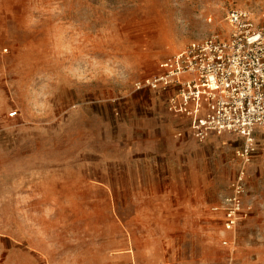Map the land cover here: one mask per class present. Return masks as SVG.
<instances>
[{
	"label": "rangeland",
	"instance_id": "374dc122",
	"mask_svg": "<svg viewBox=\"0 0 264 264\" xmlns=\"http://www.w3.org/2000/svg\"><path fill=\"white\" fill-rule=\"evenodd\" d=\"M233 9L264 26V0H0V264H264V133L225 232L241 137H178L135 87Z\"/></svg>",
	"mask_w": 264,
	"mask_h": 264
},
{
	"label": "built area",
	"instance_id": "2783aa9c",
	"mask_svg": "<svg viewBox=\"0 0 264 264\" xmlns=\"http://www.w3.org/2000/svg\"><path fill=\"white\" fill-rule=\"evenodd\" d=\"M227 23L228 38L213 33L188 43L159 63L155 77L135 87L167 93V110L187 121L178 137L205 141L226 132L241 137V165L233 191L214 207L223 211L224 231L234 234L251 210L242 200L246 167L257 152L256 133H264V26L255 24L244 9L231 10ZM234 243V236L222 240L227 247Z\"/></svg>",
	"mask_w": 264,
	"mask_h": 264
}]
</instances>
